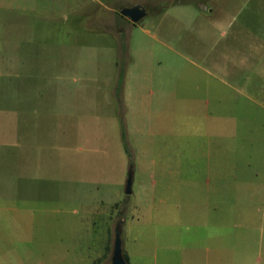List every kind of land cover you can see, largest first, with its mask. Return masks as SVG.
I'll return each mask as SVG.
<instances>
[{
    "label": "rangeland",
    "instance_id": "rangeland-1",
    "mask_svg": "<svg viewBox=\"0 0 264 264\" xmlns=\"http://www.w3.org/2000/svg\"><path fill=\"white\" fill-rule=\"evenodd\" d=\"M119 221L128 264H264V0H0V264Z\"/></svg>",
    "mask_w": 264,
    "mask_h": 264
},
{
    "label": "water",
    "instance_id": "water-1",
    "mask_svg": "<svg viewBox=\"0 0 264 264\" xmlns=\"http://www.w3.org/2000/svg\"><path fill=\"white\" fill-rule=\"evenodd\" d=\"M120 13L128 17L133 23L140 21L147 13L146 8L141 4H134L128 7L120 8ZM131 182H132V171L131 169L127 172V178L125 181L124 192L130 193L131 192ZM120 221L116 224L114 228V239H113V246L112 252L110 257V264H127L124 257H123V250L122 244L120 241Z\"/></svg>",
    "mask_w": 264,
    "mask_h": 264
},
{
    "label": "crops",
    "instance_id": "crops-1",
    "mask_svg": "<svg viewBox=\"0 0 264 264\" xmlns=\"http://www.w3.org/2000/svg\"><path fill=\"white\" fill-rule=\"evenodd\" d=\"M213 8H206L203 12H204V14L205 15H207L206 17H204L205 19H207V20H212V24L213 23H216V24H219V25H221V23L222 22H224V19L222 18V19H220V16H219V14H217L214 10H212ZM216 15H215V14ZM223 24V23H222ZM229 24V23H228ZM227 24V25H228ZM242 25H244V24H242ZM237 40H238V42L240 41V38H239V36H237ZM118 85V84H117Z\"/></svg>",
    "mask_w": 264,
    "mask_h": 264
},
{
    "label": "trees",
    "instance_id": "trees-1",
    "mask_svg": "<svg viewBox=\"0 0 264 264\" xmlns=\"http://www.w3.org/2000/svg\"><path fill=\"white\" fill-rule=\"evenodd\" d=\"M124 148H125V151L129 153V150H128L127 146L124 147ZM123 257H124L126 263L128 264V256H127V254L125 252H123Z\"/></svg>",
    "mask_w": 264,
    "mask_h": 264
}]
</instances>
